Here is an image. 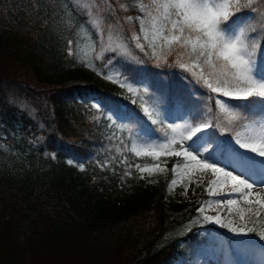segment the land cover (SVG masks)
Returning a JSON list of instances; mask_svg holds the SVG:
<instances>
[{
  "label": "trees",
  "instance_id": "obj_1",
  "mask_svg": "<svg viewBox=\"0 0 264 264\" xmlns=\"http://www.w3.org/2000/svg\"><path fill=\"white\" fill-rule=\"evenodd\" d=\"M89 1L106 25L104 38L109 26L117 28L131 58L99 54L98 30L76 0H0V264H66L57 253L67 250L81 251L78 264L194 263L208 245L218 244L214 229L224 236L227 230L203 221L160 246L165 233L198 214L208 195L183 202L169 190L172 174L150 180L135 167L169 168L183 159L136 156L131 145L151 136L166 140L171 130L165 119L181 109L189 124L211 119L230 129H206L215 134L208 137L212 151L231 146L233 132L242 135L264 113L234 109L241 119L230 123L209 99L214 94L177 66L175 54L157 65L135 19L143 15L140 0ZM253 7L256 13L236 17L240 22L249 15L245 27L257 30L250 35L264 37V3ZM133 33L148 55L136 48ZM257 63L264 65V51ZM108 70L136 89L132 101L96 77ZM173 78L183 83L172 88ZM158 79L169 85L155 89ZM145 107L154 110L157 123Z\"/></svg>",
  "mask_w": 264,
  "mask_h": 264
},
{
  "label": "snow or ice",
  "instance_id": "obj_2",
  "mask_svg": "<svg viewBox=\"0 0 264 264\" xmlns=\"http://www.w3.org/2000/svg\"><path fill=\"white\" fill-rule=\"evenodd\" d=\"M256 3H264V0H149L148 3L140 0L139 11L143 15L135 18L140 23V33L144 35L146 41L145 24L146 21L150 23L153 38L148 41V47L151 50V58L157 61V65L160 60L167 63V57L175 54L177 66L188 72L209 93L214 94L209 96V99L214 100L218 114L227 116L230 123L241 119L234 109L249 111L252 108H259L264 113V68L257 63L258 54L264 51V37L250 35V32L257 30L254 27L250 30L245 27L249 15H245L240 22L236 17L237 13L245 11L249 14L256 13L257 8L253 7ZM120 7L121 10H128L125 5ZM85 8L87 23L98 30L101 55L104 51H112L118 56L132 57V52L123 38L114 37L111 26L108 28L107 42H105L104 22L98 13L93 12L95 4L86 5ZM259 14L264 17V11ZM132 20L133 17H127L129 23ZM131 38L136 41V48L148 55L144 45L140 43V37L133 33ZM68 48V55L72 56L74 53L71 40L68 42ZM108 78L111 79V76ZM121 86L125 84L122 83ZM127 87L130 92L136 91L131 84H127ZM250 97L259 99L250 100ZM223 98L247 103L229 104ZM143 110L153 124L158 122L157 118H153V112L149 108L145 107ZM208 112H212V108H208ZM193 119L195 120L196 117ZM214 126L220 127L222 132L230 131L228 127H221L218 123L213 125L211 119L195 124H168L167 128L171 130V135L165 133V142L147 144L133 142L131 151L136 156H151L155 160H159L162 155L182 156L190 162L184 165L188 169L185 174L189 176L196 171L211 172L213 179L209 181L206 191L209 195H216L217 188L230 186L231 192L224 193L226 199L216 200L215 204L220 208L226 207L229 214L235 209L241 223L237 225L233 219L225 220L219 211L216 215H203V220L218 224L236 234L247 235L257 232L255 227H249V223L255 225L259 221L261 213L264 212V197H261L260 192H253L254 183L249 182L248 179H242L241 175H234L233 171L217 166V161L213 159L214 150L210 151L204 143L205 137L215 135L206 131ZM233 137L240 149L264 157V120L246 137L242 138L239 131H234ZM184 141L191 143L185 146ZM208 142L210 143L211 140ZM176 144L180 145L179 149L173 147ZM201 148L204 152H201ZM236 151L242 160L248 159L238 150ZM205 152L207 156L204 155ZM210 160L212 162H209ZM135 167L141 173L147 171L149 174L157 170L160 172L166 170L159 164L152 167L140 165ZM177 167L174 166L172 169L174 175ZM125 174L130 175L127 172ZM176 183V179L171 181L173 185ZM253 196L255 200L250 199ZM240 201L249 207L247 209L241 207ZM208 204L207 201L203 202L197 211L203 214ZM253 204L257 206L255 211L251 206ZM246 213H251L255 219L246 220ZM257 235L264 240V225H261Z\"/></svg>",
  "mask_w": 264,
  "mask_h": 264
},
{
  "label": "rangeland",
  "instance_id": "obj_3",
  "mask_svg": "<svg viewBox=\"0 0 264 264\" xmlns=\"http://www.w3.org/2000/svg\"><path fill=\"white\" fill-rule=\"evenodd\" d=\"M78 3H81L84 7L86 5L92 4L89 0H76ZM143 3H148L144 2ZM94 12V10H93ZM95 13V12H94ZM103 27L105 29L106 25L103 24ZM145 27L147 29V41L152 40V32H151V26L150 23L146 21ZM109 28V27H108ZM108 28L106 32L105 42H107V35H108ZM114 37L120 36V31L117 28H112ZM123 38V37H122ZM124 41V39H123ZM125 42V41H124ZM126 43V42H125ZM162 43V42H161ZM127 44V43H126ZM130 49V48H129ZM151 51V50H150ZM105 52V51H104ZM103 52V53H104ZM99 54H101V48L99 49ZM131 58V57H128ZM264 68V66H262ZM111 76V79L108 77ZM96 77L107 84L118 86L122 93L125 95V97L128 100L132 101V94L133 92H130L128 90L127 84L124 81V78L113 73L111 70H108L106 75H101L100 73H96ZM160 80L158 79L157 82ZM174 81H176V84H174ZM124 83L125 86H121V84ZM182 79L181 78H173V81L171 82L172 88L174 85H181ZM160 84L169 85L168 82L165 80L160 81L159 83H156L154 86L155 89H157ZM148 85V84H147ZM149 86V85H148ZM147 86V87H148ZM146 87V86H145ZM130 92V94H129ZM227 103L230 104V102L223 98ZM150 111L153 112V118H158L155 114L154 110ZM165 121L168 124H186L188 122V116L185 114L181 109H178L174 115L171 118H166ZM248 127L242 132V138L246 137L250 134L251 130L258 127V125L254 123H248ZM166 140H159L155 136H151L149 138H146L142 140L139 144H147L149 142L151 143H163ZM208 137H205L204 143H206L208 148ZM191 141H184L185 146L187 144H190ZM179 149L180 145L176 147ZM239 151L240 154H243L245 157H248V159H241L240 155L237 154V151ZM213 151V150H212ZM201 152H204V149L201 148ZM205 156H207V153H204ZM146 156V155H141ZM176 158V156H166L162 155L160 158ZM183 159L182 163H176L172 167H167L166 165H160V167L165 168L166 170L163 172L155 171L149 174V172L145 171V174L149 177L150 180H154L158 177L162 176H168L169 173L172 174V177L169 181V190L174 195H180L181 200L183 202H186L188 204H193L197 202L203 191H206V188H208L209 181L213 179L211 172H205L200 173L199 171H196L192 175H187L185 173L188 172V169L184 167V165L189 164L190 162L186 161L184 157H180ZM199 158V157H198ZM213 159L217 161V166H223L225 167V170L233 171L234 175H241L242 179H248L249 182L254 183L253 192H260L261 197H264V157L259 156L257 153H252L247 151L246 149H240L239 145L236 144L235 139L232 144V147L230 148H224L223 146H217L213 151ZM209 162H212L211 160ZM177 167V172L174 175L173 174V167ZM152 167V166H151ZM173 179H176V184H171V181ZM189 180L192 182L190 183ZM199 185V186H197ZM187 189V191H185ZM231 187L225 186L223 188H217L216 189V195H209V192L206 191L208 197L203 202H209L208 205L205 207V212L202 214L198 212V214L190 221L176 226L172 230L168 231L164 234V236L160 239L159 245H165L172 239L176 237H180L185 235L189 230H191L194 226L200 224L203 222V215H216L219 211L222 215V217L227 219H233L234 222L239 225L241 222L238 219V214L236 210L234 209L231 214L228 213L227 208H220L215 204L216 200H223L226 199V196L224 193H230ZM250 199L255 200V196L250 197ZM240 206L247 209L249 207L248 205H244L243 201L239 202ZM253 208V211L256 210V205H251ZM255 217L252 216L251 213H246V220L251 221L254 220ZM213 226L220 227V225L211 223ZM261 225H264V220L259 219V221L253 225L252 223H249V227H255L257 229V232L260 230ZM222 228V227H220ZM226 237H233L231 241H228V239L222 234V236H218V244L209 245L207 248L206 254L198 260L195 264H264V240H261L259 236L257 235V232L248 233L247 235L243 234H236L233 232L228 231L226 228ZM225 234V233H224ZM226 235V234H225ZM77 248L82 249L84 246H77ZM56 254L54 253V256ZM59 255L61 261H63L66 264H78V260H82L80 257L81 251L76 252L72 250L67 251H59L57 253ZM180 264V263H175Z\"/></svg>",
  "mask_w": 264,
  "mask_h": 264
}]
</instances>
